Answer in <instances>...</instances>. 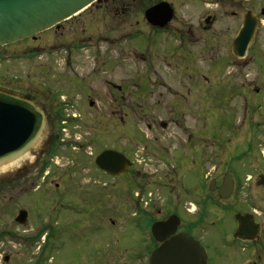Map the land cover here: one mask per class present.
I'll return each instance as SVG.
<instances>
[{"label": "flooded vegetation", "instance_id": "1", "mask_svg": "<svg viewBox=\"0 0 264 264\" xmlns=\"http://www.w3.org/2000/svg\"><path fill=\"white\" fill-rule=\"evenodd\" d=\"M149 12L153 14L150 19ZM247 21L255 24V32L246 51L238 46L236 56L233 45L240 41ZM50 31L53 34L48 39L56 37L59 48L48 46L43 53L47 61L54 53H60L58 67L63 69L64 81L56 84L47 80L41 87L30 85L25 90L18 85L17 90L16 84H0V91L33 102L45 116L42 135L49 128L47 143L35 156L49 159L42 161V172L51 169L50 159L55 162L61 149L73 146L65 142L69 122L97 120L102 116L95 102L88 100L95 89L82 74L92 64V54L99 56L92 52L94 46L101 50V45L107 44L112 50L132 54L137 59L146 57L139 55L141 50L137 48L145 43L153 45L160 70L168 69L173 74L179 70L186 74L187 68H196L201 61L206 69H196L200 74L196 84H144L145 102L153 98L158 99V105L165 106L161 99L165 100L166 95L175 100L167 106L172 110L170 125L161 119L159 125L149 124L151 136L146 138L133 134L130 140L129 82L107 84L106 98L111 108L105 120L109 123L101 131L98 127L93 130L89 146L93 145L87 159L93 160L98 175L106 183L113 186L115 180L122 179L124 191L133 192L127 195L126 203L143 233L139 258L144 264H152L157 250L179 238L199 245L203 252L199 264H264V115L250 114L249 102L234 92L240 89L257 94L261 90L257 84H264V0H97L43 33ZM41 34L0 47L1 65L34 57L37 49L17 46L29 40L35 42ZM229 34L233 37L229 38ZM131 41L132 46L127 45ZM115 62L120 67L123 59L108 62V67L114 69ZM51 64L45 65L47 73L54 67ZM102 65L98 68H106ZM152 66L150 62L153 70ZM231 66L234 72L229 71ZM223 84H233L228 87V103L234 110H239L237 99L244 103L240 127L249 128L244 130L249 131L248 138L245 137L247 144H238L243 139L235 142L231 138L223 143L221 134L210 133L211 114L217 113L208 104L220 103L226 97ZM195 103L205 106L201 112L192 114L193 104L197 108ZM188 115H194L192 120L197 123H189ZM55 122L67 125L56 133ZM168 130L171 142L166 145L163 133ZM107 151L130 161L125 173L114 176L98 166L97 159ZM141 153L149 162L150 158H158L162 169L149 171L147 160L144 159L145 166L138 160ZM74 158L77 164H84V157ZM56 166L54 169L61 174L60 185L83 178L77 173L72 176L70 169H62L57 163ZM50 174L48 171L47 175ZM151 186L168 189L164 208L158 200H152L150 192V199H146L147 188ZM28 220L29 214L27 223ZM168 221L170 232L160 233L158 240L153 234L154 225ZM36 240L31 238L29 242L34 244Z\"/></svg>", "mask_w": 264, "mask_h": 264}, {"label": "rangeland", "instance_id": "2", "mask_svg": "<svg viewBox=\"0 0 264 264\" xmlns=\"http://www.w3.org/2000/svg\"><path fill=\"white\" fill-rule=\"evenodd\" d=\"M50 34H53V31L39 35V39L35 42L29 40L18 44L20 46L17 47L30 46L31 50L37 49L36 55L5 65L0 63V84H16V86H20L21 90H25L30 85L41 87L47 80L61 84L64 78L61 73L63 69L58 67L60 53H54L49 57V61L43 53L45 47L49 46L52 49L58 47L59 42L56 37L48 39ZM229 35V38L233 37L231 34ZM127 45L132 46V41ZM97 47L94 46L92 52H96L99 56L96 57L92 54V64L82 74L95 89L88 100L95 102V107L98 112L101 110L102 116L97 120L69 122L68 125L62 123V126L61 123L55 122L56 133L60 131L61 127L67 125L69 131H65L67 134L65 142H69L73 146L61 149L54 158L55 162L50 159L52 165L50 170L42 172L43 168H41L44 161H49L48 158L40 160L35 157L37 152L46 146L49 128H46L38 143L27 154L0 167V260L2 261L0 264L145 263L139 258L143 247V233L138 228L136 220L131 217L132 208L126 203L127 195L133 192L126 193L124 191L122 179L115 180L113 186L106 183L98 175L93 160L87 159L93 130L98 127L101 131L106 128V123H109L105 120V115L111 108L108 104L109 100L106 98L107 84L119 85L129 82L128 126L132 141L133 134H140L144 138L147 135L151 136L147 126L158 124L159 119L169 125L172 122V110L167 106L175 101L174 98H169L166 95L165 100L161 99V103L165 102V106L158 105L159 102H156L158 99L151 98L145 102L142 98L144 84H180L181 82L196 84V80H200V74L196 72V69L201 67L202 70H205L206 68L199 61L196 68L193 66L187 68L186 74L180 73V70L177 74H173L168 69L161 71L156 61L157 53L153 50V45L147 43L144 46L142 44L139 48L135 46L141 50L138 52L139 55L146 56L137 59L132 54H121L119 51L112 50L107 44H102L101 50H97ZM122 59L123 63L120 67L117 62L114 63L117 65L114 69L108 67V62ZM50 62L54 67L47 73L45 65ZM150 62L154 65L152 66L153 70L149 67ZM102 63L106 65H102ZM173 64H177V62H173ZM101 65L106 68L99 69L98 67ZM233 68L231 66L229 71L234 72ZM232 85L223 84L227 93L220 103L210 102L208 104L217 113L211 114L210 133L221 134L223 143H228V139L231 138L235 142L243 139V142H238V144H247L248 141L245 140V137L248 138L249 131L244 130H249V128H245V125L240 127V120L243 118L240 111L243 110L244 103L237 99L236 108L239 110H234L228 103V87ZM257 85L261 89L257 94L244 92L240 89H236L234 92L249 102L250 114L264 115V84ZM18 86L16 89L20 90ZM195 106L197 110L194 109L193 104V110L190 113L201 112L205 104L195 103ZM188 113L189 111H187ZM193 116L188 115L186 118L189 123L196 124L197 122L192 120ZM176 118L178 117L176 116ZM113 123L116 124V121ZM163 134V144L167 145L171 142L170 130ZM74 139L77 141L75 142ZM235 142L232 141V143ZM95 148L97 146L93 147V149ZM139 156L138 160L145 166L148 157L142 153ZM74 157H84L82 159L84 164H77ZM150 159L152 161L147 160L148 166H146L149 171H160L163 166L158 158ZM56 163L62 169H70L72 176H76L75 173H77V176L83 178L80 180L75 178L71 182L66 181L65 184L60 185V171L54 169L57 167ZM48 171L51 172L50 175H47ZM149 192L152 195V200H158L161 204L160 207L164 208L163 200L167 201L169 198L168 189L163 190L160 186L148 187L147 200L150 199ZM22 210L28 212L29 220L26 225L20 226L16 223V217ZM10 233L12 236L9 235ZM31 238L37 239L34 244L29 242ZM6 257L9 260H5Z\"/></svg>", "mask_w": 264, "mask_h": 264}, {"label": "water", "instance_id": "3", "mask_svg": "<svg viewBox=\"0 0 264 264\" xmlns=\"http://www.w3.org/2000/svg\"><path fill=\"white\" fill-rule=\"evenodd\" d=\"M97 0H0V47L11 45L45 32L77 15ZM151 12V11H150ZM148 13V17L153 16ZM255 24L246 22L240 41L233 45L246 51L255 32ZM45 116L37 105L19 96L0 91V167L27 154L40 140ZM98 166L119 176L127 171L130 161L121 154L107 151L97 159ZM28 212L22 210L16 222L25 225ZM170 222L158 223L153 234H167ZM203 252L199 245L185 238L168 243L157 250L152 264H199Z\"/></svg>", "mask_w": 264, "mask_h": 264}]
</instances>
